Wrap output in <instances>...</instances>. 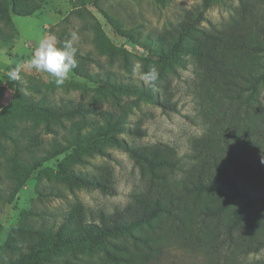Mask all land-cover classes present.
<instances>
[{
    "label": "rangeland",
    "instance_id": "374dc122",
    "mask_svg": "<svg viewBox=\"0 0 264 264\" xmlns=\"http://www.w3.org/2000/svg\"><path fill=\"white\" fill-rule=\"evenodd\" d=\"M72 33L57 86L28 61ZM246 161L264 166V0H0V264H264V203L230 182L264 196Z\"/></svg>",
    "mask_w": 264,
    "mask_h": 264
},
{
    "label": "clouds",
    "instance_id": "9594fccd",
    "mask_svg": "<svg viewBox=\"0 0 264 264\" xmlns=\"http://www.w3.org/2000/svg\"><path fill=\"white\" fill-rule=\"evenodd\" d=\"M75 39L76 34L72 33L71 38L62 42V46H57L54 36L43 37L28 61L29 67L37 72L49 74L57 86H62L69 79L72 70L77 67V50L73 46ZM133 71H136L135 66ZM7 75L12 81L20 80L19 66L13 68ZM140 79L145 85L155 89L159 72L156 68L150 67L147 72L141 74Z\"/></svg>",
    "mask_w": 264,
    "mask_h": 264
},
{
    "label": "trees",
    "instance_id": "16d2710c",
    "mask_svg": "<svg viewBox=\"0 0 264 264\" xmlns=\"http://www.w3.org/2000/svg\"><path fill=\"white\" fill-rule=\"evenodd\" d=\"M36 7H33V8H30L29 10L27 11H24V12H20L19 15H22V16H26V15H30L33 10L35 9ZM185 33V32H184ZM200 47H202L205 51L207 52H210L211 50V45H208L207 43H200ZM244 165L254 171L255 169H253L252 167V164L250 162H243ZM256 165H257V169H259L260 171H256L258 172V174L264 179V166H262L259 162H256ZM263 167H261V166ZM230 182L233 184V186L235 187L236 189V192H239L240 194H242L243 196H245L246 198L248 199H251V200H258L262 203H264V196H261V195H258V194H252V193H249V192H245L243 190H238L237 186H235L234 184V180L233 179H230ZM119 228H117L116 226H113V227H99V226H94V230L96 231L97 235L100 236V237H106L108 236L109 234L115 232V231H118ZM125 229V228H124ZM127 229V228H126Z\"/></svg>",
    "mask_w": 264,
    "mask_h": 264
}]
</instances>
